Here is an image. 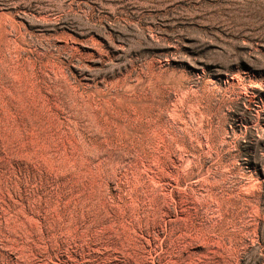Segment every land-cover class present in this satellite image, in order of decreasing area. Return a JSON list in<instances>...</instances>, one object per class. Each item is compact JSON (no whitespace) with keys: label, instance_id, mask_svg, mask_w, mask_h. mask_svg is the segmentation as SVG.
Instances as JSON below:
<instances>
[{"label":"rangeland","instance_id":"1","mask_svg":"<svg viewBox=\"0 0 264 264\" xmlns=\"http://www.w3.org/2000/svg\"><path fill=\"white\" fill-rule=\"evenodd\" d=\"M0 264H264V0H0Z\"/></svg>","mask_w":264,"mask_h":264}]
</instances>
